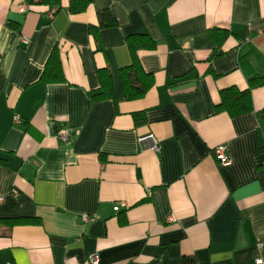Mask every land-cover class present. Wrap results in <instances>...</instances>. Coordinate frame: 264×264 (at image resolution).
<instances>
[{
	"label": "crops",
	"instance_id": "1",
	"mask_svg": "<svg viewBox=\"0 0 264 264\" xmlns=\"http://www.w3.org/2000/svg\"><path fill=\"white\" fill-rule=\"evenodd\" d=\"M70 1L0 0V218L40 219L0 224V264H264V84L250 112L214 108L264 76V0ZM103 9L116 24L98 51L89 26ZM140 32L156 43L137 50L153 85L127 100L119 69ZM52 51L63 81L40 80ZM102 67L114 100L91 95ZM146 133L158 152L140 149Z\"/></svg>",
	"mask_w": 264,
	"mask_h": 264
},
{
	"label": "trees",
	"instance_id": "2",
	"mask_svg": "<svg viewBox=\"0 0 264 264\" xmlns=\"http://www.w3.org/2000/svg\"><path fill=\"white\" fill-rule=\"evenodd\" d=\"M28 5H37L52 2L60 8L59 0H25ZM90 0H71L68 9L71 12H80L85 9ZM54 12V11H53ZM116 24L115 18L108 9H103L98 13V24L90 25L89 32L96 42V49L102 51V44L99 38V30L104 27H112ZM217 29H211L214 33ZM219 41V40H218ZM126 44L129 48L130 63L119 69L124 96L127 100H133L142 97L146 91L153 85L151 73L145 72L137 57L139 49H153L155 41L145 32L132 33L126 36ZM242 56L240 62L242 63ZM97 78L99 86L92 91L94 99L111 98L115 99V92L111 73L107 67L97 69ZM40 80L45 82H58L64 80L61 64L55 51L49 55L45 67L41 73ZM264 84V76L251 75L248 77V87L239 90L236 87L222 89L219 93V102L214 105L215 112H226L230 116H235L252 111L250 91L251 88ZM142 117V116H141ZM139 114H134L135 120H140ZM0 224H6L8 227L21 224H40V219L34 216H17L0 218Z\"/></svg>",
	"mask_w": 264,
	"mask_h": 264
},
{
	"label": "built area",
	"instance_id": "3",
	"mask_svg": "<svg viewBox=\"0 0 264 264\" xmlns=\"http://www.w3.org/2000/svg\"><path fill=\"white\" fill-rule=\"evenodd\" d=\"M19 10L21 12H25L28 10V4L22 3L19 5ZM53 10L48 12V17H53ZM23 42H26V38H22ZM18 117L14 116V121H17ZM55 138L62 141L64 144L68 145L72 142L73 135H71L67 131H55L54 133ZM137 143L139 144L140 149H150L155 152L159 151V141L158 139L152 134V133H146L143 135H140L137 138ZM213 155L219 161L221 165H228L230 163L229 155H228V147L225 144L217 145L213 149ZM15 194V192H14ZM81 220L83 222H87L91 220L93 217L87 214L81 215ZM89 264H99L98 256L95 253H92L89 257ZM255 264H262L261 259H256Z\"/></svg>",
	"mask_w": 264,
	"mask_h": 264
}]
</instances>
